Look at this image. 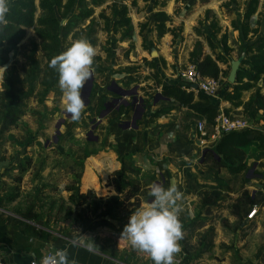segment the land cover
I'll return each instance as SVG.
<instances>
[{"label":"rangeland","instance_id":"374dc122","mask_svg":"<svg viewBox=\"0 0 264 264\" xmlns=\"http://www.w3.org/2000/svg\"><path fill=\"white\" fill-rule=\"evenodd\" d=\"M106 1L98 8L85 1L83 9L92 11L89 19L72 18L79 15L78 7L68 17H63V10L58 13L62 52L79 39H86L96 50L93 86L85 99L89 104L78 121L65 112L59 87L40 102L46 59L35 28L27 29L8 63L0 66L5 69L0 72V91L4 75L12 69L20 89L27 91L34 61L39 65L34 79L37 96L28 101L27 115L18 126L0 133V249L11 243L60 246L75 239L76 244L126 264H153L120 240V233L129 216L152 199L149 186L158 183L182 192L178 203L183 234L180 252L175 254L177 264H264V75L250 82L246 74L242 84L250 87L242 95L241 107L227 105V115L243 121L257 140L243 149L249 168L244 175L231 176L203 157V149L218 142H211L209 125L208 137H201L197 125L202 118L177 103H156L161 85H181L180 75L191 65L197 42L218 63L224 73L221 78L228 80L232 62L243 56V45L264 37V0H259L256 15L248 21L251 30L259 33L254 40L249 35L246 44L233 24L239 29L247 24L245 14L252 0ZM113 5L128 10L131 30L126 37L122 31L114 34L101 18L105 13L112 19L108 7ZM159 12L171 17L172 33L163 38L155 29ZM39 17L40 10L36 20ZM214 18L220 32L212 29ZM207 38L216 50L210 49ZM224 43L229 51H224ZM239 69L249 72L242 64ZM115 84L129 95L100 120L105 105L121 99L109 90ZM242 84L236 77L235 85L228 84L229 92ZM156 113L161 117H153ZM136 116L141 118L133 129ZM122 168L128 187L109 216L100 217L107 211L101 200L117 196L111 182ZM204 193L216 200L203 206ZM245 193L253 197L255 206L246 205L247 201L238 204ZM79 194L90 195L87 204L71 201ZM254 209L257 215L251 221L248 215ZM233 211H240L241 219Z\"/></svg>","mask_w":264,"mask_h":264},{"label":"trees","instance_id":"16d2710c","mask_svg":"<svg viewBox=\"0 0 264 264\" xmlns=\"http://www.w3.org/2000/svg\"><path fill=\"white\" fill-rule=\"evenodd\" d=\"M87 0H39V5H36V0H8L9 13L7 15V23L0 25V66H4L8 63V58L12 50L17 47L26 37L27 29L35 28L36 35L41 41L39 47L41 48L44 58L46 59V66L43 74V80L41 82L42 92L39 93L41 101L47 97V95L58 87V74L52 68H49L50 60L61 54L60 38L62 28L58 14L60 10H63V17H68L72 13L75 7L80 9V13L73 19L84 18L89 19L92 17V11L83 9L84 3ZM94 8H98L107 3L106 0H90ZM150 2L151 0H135ZM159 1V0H158ZM186 1V0H178ZM259 0H252L246 14L244 24L239 29V26L234 23L233 27L236 31H239L243 43L246 44L249 35H252V39L258 35L259 31H252L248 21L256 15ZM110 10L111 18L107 17L105 13L101 14V18L106 21L107 27L112 26L114 34L123 32L122 36L126 37L131 30V19L128 15L127 8L119 9L118 6L113 5L108 7ZM40 10V17L36 20L37 11ZM209 15V12H207ZM215 19V18H214ZM113 20V21H111ZM155 29L159 38H163L167 34H171V29L168 28V24L171 22V17L165 12H159L155 16ZM212 29L216 32H220L217 19L214 20ZM208 46L211 50H216L212 41L207 38ZM38 47V48H39ZM224 51H229L227 45H222ZM241 64L248 67L249 72L245 73L239 69L237 73V83L242 84L246 74L250 82H257L264 75V37L254 41V44L245 47L243 45L241 49ZM190 64L196 66L200 75L208 79H219L224 74L220 69L218 63L209 55L204 54V45L201 42H197L193 52L190 54ZM39 65L34 61L32 70L29 77V87L27 91L20 89V79L15 71L12 69L4 75L2 90L0 91V133L8 132L19 123L28 113V101L37 96L35 94V81L37 78V71ZM250 84L236 86V88L229 92L222 93V100L229 103L235 108L241 107L242 95L249 89ZM162 96L170 101L178 103L183 108L193 112L199 118L213 123L219 115L217 107L212 102V99L202 93L195 94L183 89L181 85L165 86L161 85ZM230 89V86H228ZM229 111L225 113L228 114ZM34 114V113H33ZM162 115L161 112H159ZM156 113L153 117H161ZM255 138L252 136L251 129H243L235 131L224 136L212 150L207 151L205 157L212 161L218 170L225 169L229 175H244L249 170L244 159L245 153L243 149L247 148L253 142ZM124 162H121L123 164ZM126 173L124 168L114 173L113 181L111 182L117 196L101 200V203L106 206L107 211L100 217L109 216L110 212L119 205L120 195H123L127 189ZM138 188H135V192ZM247 193L242 196L237 202L247 201L246 205L255 206V200ZM77 199L81 200L80 205H85L90 200V195L79 194L72 196L71 201L76 202ZM76 200V201H75ZM211 200H216L215 197L209 193L202 195L203 206L211 204ZM97 208H101L99 204H96ZM238 211L236 214L233 211L234 217L241 219V213Z\"/></svg>","mask_w":264,"mask_h":264},{"label":"clouds","instance_id":"9594fccd","mask_svg":"<svg viewBox=\"0 0 264 264\" xmlns=\"http://www.w3.org/2000/svg\"><path fill=\"white\" fill-rule=\"evenodd\" d=\"M8 13V0H0V25L7 23ZM95 56V48L86 39H79L53 57L48 65L58 74L64 110L73 121L81 118L84 107L81 90L94 72ZM3 71L5 69L0 67V72ZM149 188L148 195L152 199L129 216L120 240L146 255L153 264H177L175 254L180 252L179 241L183 234L178 203L182 192L174 185L164 188L158 183H152ZM71 243L75 245L77 241L74 239ZM40 264H76V261L69 260L64 248L44 254Z\"/></svg>","mask_w":264,"mask_h":264},{"label":"built area","instance_id":"2783aa9c","mask_svg":"<svg viewBox=\"0 0 264 264\" xmlns=\"http://www.w3.org/2000/svg\"><path fill=\"white\" fill-rule=\"evenodd\" d=\"M182 83L181 86L183 89H186L189 92H194L195 94L202 93L207 97L211 98L212 100H222V93L226 91H230L228 88L229 81L223 80L222 78L219 79H208L204 78L200 75L198 69L194 65L188 66L187 70L181 73ZM220 113L216 120L213 123H208L207 121L203 120L200 121L197 125V131L204 139L208 137L209 132L207 130L208 125L211 127V142H219L224 136L228 135L229 133L240 131L245 129L246 124L241 120H233L230 116L223 112V110H218ZM257 214V209L248 215V219L253 221L255 215ZM250 221V222H251ZM49 250L44 254H47ZM43 254V255H44ZM42 255V256H43ZM33 258L29 264H40L41 257ZM0 264H6V261L3 259L1 249H0Z\"/></svg>","mask_w":264,"mask_h":264},{"label":"crops","instance_id":"0c3cea01","mask_svg":"<svg viewBox=\"0 0 264 264\" xmlns=\"http://www.w3.org/2000/svg\"><path fill=\"white\" fill-rule=\"evenodd\" d=\"M167 102H170L173 105H175L176 103L170 100ZM215 102H217L218 105H220L219 107L215 105L217 109L223 110L224 113L229 110L227 107L229 103L223 100L220 101L215 100ZM36 243L37 242L34 243L35 245L33 247L32 244L29 245L27 243H24L22 245L20 244V246L13 245V243H11V245L8 246L3 245L5 247V249L4 248L1 249L3 259L6 261V264H29V262L33 258H38L49 250L67 248L69 260H75L76 264H126L112 257L111 255L98 251L94 248H90L87 245H80V244L73 245L70 243L68 244L64 243L60 246L58 245L55 246V244L49 243L46 244L44 247L43 245L39 247V245Z\"/></svg>","mask_w":264,"mask_h":264},{"label":"water","instance_id":"95a60500","mask_svg":"<svg viewBox=\"0 0 264 264\" xmlns=\"http://www.w3.org/2000/svg\"><path fill=\"white\" fill-rule=\"evenodd\" d=\"M242 60H238V61H234L232 62L231 65V73L229 75L228 81L231 85H235L236 83V77H237V73L239 71L240 65H241ZM92 86H93V76L91 75L89 80L86 82V84L84 85L83 89H82V98H84V105L87 106L89 104L88 100H85L86 98H88L90 96L91 90H92ZM113 94L118 95L121 97V99L119 100H114L112 102L107 103L105 105V109L104 111L100 114V120L103 119L104 117H106L108 114H110L113 111V104H118L120 103V101L122 100V98H125L126 96L129 95V93L125 90H123L122 88L118 87L116 84L114 85V87H112L111 89H109ZM164 100V101H169L168 99L164 98L162 95H158L157 99H156V103ZM141 118V116H136L133 118V123H132V128L133 129H137L136 126V122L137 120H139ZM130 126L128 125V123L126 124V128L125 129H129ZM89 136H92V133L89 134ZM97 140V139H95ZM212 147H205L203 149V157H205L207 151L212 150Z\"/></svg>","mask_w":264,"mask_h":264},{"label":"bare ground","instance_id":"6f19581e","mask_svg":"<svg viewBox=\"0 0 264 264\" xmlns=\"http://www.w3.org/2000/svg\"><path fill=\"white\" fill-rule=\"evenodd\" d=\"M257 215V214H256ZM256 215H255V217H256Z\"/></svg>","mask_w":264,"mask_h":264}]
</instances>
